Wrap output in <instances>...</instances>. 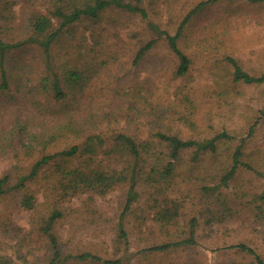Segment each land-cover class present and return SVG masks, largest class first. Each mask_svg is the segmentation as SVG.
Masks as SVG:
<instances>
[{"label": "trees", "instance_id": "trees-1", "mask_svg": "<svg viewBox=\"0 0 264 264\" xmlns=\"http://www.w3.org/2000/svg\"><path fill=\"white\" fill-rule=\"evenodd\" d=\"M218 1L222 0L197 2L184 14L174 34L150 23L156 38L134 52L132 64L138 63L163 37L178 59L175 75L186 74L190 59L178 47L177 40L194 15ZM244 1L264 3V0ZM139 3L140 0L135 3L130 0H61L51 14L31 15L27 19V33L22 38H8L6 22L11 17L0 18L1 22L5 20L0 26V161L6 157L13 163L0 175V202L7 194L22 191L26 194L23 207L33 209L34 195L41 192L45 212L35 215L34 219L38 237L46 239V251L41 257L43 264H130L124 263L121 256L107 258L89 250L67 251L64 245L70 241L62 242L59 235L62 221L71 223V216L77 213L94 216L97 213L95 199L105 198L122 186L125 210L113 241L116 254L128 250V234L122 218L141 193H146L148 220L160 232L169 235L175 226L178 228L183 209L180 200L172 197L178 190V180L191 175L197 179L198 173L205 178L193 183L206 203L200 217L209 227L233 216L236 207L247 210L259 224H264V189L244 195L249 197L244 202H238L236 195L220 194L221 188H228L238 179L240 166L245 164L244 143L240 140L236 146L226 148L232 136L224 131L200 140L190 136L197 126H193V116L185 112L186 107L168 114L169 117L174 115L173 120L181 124L174 122L166 131L158 129L145 136L121 129L106 134L89 130V122H94L96 113L88 108L98 109L107 97L110 99L107 91L111 84L101 82L99 85L94 78L98 57H101L98 52L103 48L88 47L86 38L71 44L73 27L82 18L97 20L107 8L136 12L145 18L146 11ZM56 48L58 50L54 51ZM83 57L87 60L81 63ZM228 61L233 68L234 82L264 83V74L252 75L234 59L228 58ZM165 112L161 110L158 117H163ZM252 128L249 127L248 133L251 134ZM263 153L264 148L257 150L250 161L263 165ZM25 163L29 164L28 171L20 174L17 168ZM30 185H34L35 190H31ZM75 201H80V205L74 206ZM4 217L0 220V235L17 236L19 230L13 228L10 216ZM196 222L190 219L187 236L176 234L173 240L153 244L148 251L167 252L195 245ZM230 247L252 257L251 261L238 264H264V258L251 246L240 242ZM0 264H13V261L0 256Z\"/></svg>", "mask_w": 264, "mask_h": 264}, {"label": "rangeland", "instance_id": "rangeland-1", "mask_svg": "<svg viewBox=\"0 0 264 264\" xmlns=\"http://www.w3.org/2000/svg\"><path fill=\"white\" fill-rule=\"evenodd\" d=\"M199 1L140 0L139 6L147 14L145 18L136 12L107 8L97 20L82 18L76 22L69 42L74 44L86 38L88 47L103 48L98 52L101 57H98L94 78L99 85L101 82L111 84L107 91L110 99L107 97L98 109L84 106L85 110L92 109L91 113H96L94 122H89L91 132L106 134L121 129L145 136L158 129L166 131L170 124L180 122L168 114L175 109L183 111L186 107L185 112L193 116V126H197L190 136L200 140L224 131L232 136L226 148L236 146L240 140L244 143L245 164L240 166L237 181L220 189L222 196L236 195L238 202H244L249 198L244 195L264 189V164L250 161L254 152L264 148V83L234 82L228 58L234 59L252 75L264 74V3L222 0L209 4L194 15L177 40L178 47L190 59L188 72L182 76L175 75L178 59L163 37L138 63L132 64L134 52L148 40L156 38L150 23L174 34L184 14ZM60 3L61 0H0V18L11 17L6 22L7 37H25L27 19L31 15L39 12L51 14ZM4 22L0 21V26ZM113 59L115 61L109 64ZM86 60L83 57L80 62ZM87 92L91 93L90 90ZM161 110L166 112L163 117H158ZM250 126L253 127L251 134L248 133ZM12 164L11 159L3 158L0 175ZM28 167L29 164L25 163L17 171L26 174ZM204 178V174L198 173L197 179L191 175L183 181L178 180V190L172 193V197L180 200L183 209L178 228L175 226L169 235L160 232L148 220L146 193H141L139 200L122 218L128 234V250L115 253L113 241L117 223L125 210L122 186L105 198L95 199L97 213L94 216L77 213L71 216V223L62 221L59 229L61 241H70L64 242V249L89 250L107 258L121 256L124 263L130 264H238L252 259L230 247L243 242L264 258V224H259L247 210L236 207L233 216L212 227L200 217L206 203L193 182ZM29 188L35 190L34 185ZM25 195L22 191L11 192L0 202V220L5 219V215L10 216L13 228L19 230L13 238L0 235V256L10 258L13 264H43L41 257L46 251V239L38 237L34 219L35 215L45 212L41 204L42 194L34 195L33 209L23 207ZM80 203L75 201L74 206ZM191 218L197 221L195 245L176 247L167 252L148 251L151 245L169 238L173 240L176 234L187 236Z\"/></svg>", "mask_w": 264, "mask_h": 264}]
</instances>
